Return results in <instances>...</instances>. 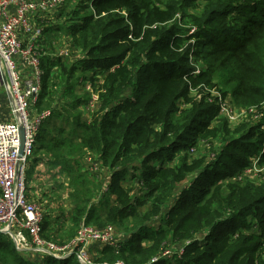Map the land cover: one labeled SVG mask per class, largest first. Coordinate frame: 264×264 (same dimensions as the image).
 Masks as SVG:
<instances>
[{
    "label": "trees",
    "instance_id": "obj_1",
    "mask_svg": "<svg viewBox=\"0 0 264 264\" xmlns=\"http://www.w3.org/2000/svg\"><path fill=\"white\" fill-rule=\"evenodd\" d=\"M196 1L203 3L201 13L181 24ZM67 18L83 56L74 63L41 56L36 107L50 110L37 146L57 154L69 179L74 207L68 241L81 223L115 224L126 236L118 248L104 246L101 262L264 264V248L255 256L263 239L241 233L254 221L263 222L264 217L248 221L247 216L264 209L258 205L264 202V182L247 178L244 185L225 187L222 182L260 153L264 119L257 126L230 128L226 119L213 125L219 109L205 102V95L191 94L223 87L238 108L264 105V0H80ZM198 62L204 66L194 73ZM82 81L96 84L99 94L89 119L80 111L90 102L88 93L78 96ZM60 88L66 102L57 111ZM200 140L211 145L214 157L191 152ZM85 154L111 171L106 190L102 181L97 184L103 195L99 204L92 178L72 164ZM259 165L264 166V153ZM128 178L130 184L122 183ZM47 219L42 233L51 238L45 234ZM202 230L205 239L192 242L181 257L150 262L162 248ZM144 238L151 243H141ZM30 257L0 235V264H81L75 253L43 256L40 262Z\"/></svg>",
    "mask_w": 264,
    "mask_h": 264
},
{
    "label": "built area",
    "instance_id": "obj_2",
    "mask_svg": "<svg viewBox=\"0 0 264 264\" xmlns=\"http://www.w3.org/2000/svg\"><path fill=\"white\" fill-rule=\"evenodd\" d=\"M65 1L0 0V13H4L11 5L18 6L15 13L0 23V76L2 80L5 79L6 87L12 95V111L16 117L14 123L0 122V235L9 236L16 249L21 252H31L34 255L46 257L50 255L56 258H65L75 253L81 264H94L95 261L89 253L90 245L97 243L119 247L121 241L118 240L115 226L106 224L104 227H97L81 223L75 237L65 243H58L44 237L42 233L43 206L42 203L29 198L26 181L29 162L37 147L39 127L50 112H39L34 116L30 113V103H36L41 92L43 71L40 68V57L43 55V50L38 39H34V43L29 45H22L18 39V31H29L32 28L26 17L28 12L38 8L49 12ZM15 54H20L36 68L35 81L22 75L17 68ZM199 71L196 69L194 73ZM92 96L97 103L99 94L93 91ZM92 102L89 107L87 106L89 110L94 107ZM21 125L24 129L22 154L20 153ZM195 150L191 148V152ZM88 155V160L85 161L87 168L84 171L94 178L101 163L96 156ZM204 239L205 237L198 239L195 236L164 247L151 259V262H156L162 257H181L186 247L192 242ZM112 264L127 263L117 260Z\"/></svg>",
    "mask_w": 264,
    "mask_h": 264
},
{
    "label": "crops",
    "instance_id": "obj_3",
    "mask_svg": "<svg viewBox=\"0 0 264 264\" xmlns=\"http://www.w3.org/2000/svg\"><path fill=\"white\" fill-rule=\"evenodd\" d=\"M77 2L78 0H66L49 12H45L39 8L28 12L26 17L32 28L29 31H18V39L22 45H29L34 43V39H38V42L42 44V50L45 56L54 59L60 58L67 63H74L81 58L83 53L81 49L76 47L70 30L73 21L67 18L68 13ZM16 7L18 6L11 5L6 8L4 13H0V23L15 13ZM62 50L68 51L69 56L64 57L61 55ZM14 59L22 75L31 81H35L36 68L30 65L28 60H25L20 54H15ZM1 78L0 76V122L14 123L16 122V117L12 111L13 98L6 87L5 79L3 78L2 80ZM61 90L62 88L59 89L58 97L54 103V109L57 111L60 110L62 103L66 102L65 99L62 100L63 91ZM85 107L81 105L80 110H85ZM30 113L33 116L39 113L36 103H30ZM82 115L84 116L83 111ZM89 117L87 116L84 119H89ZM51 134L54 135V133ZM29 167L26 173L28 196L31 200L42 203L44 217L48 218L47 222L49 221V225L45 226V234L53 239L55 236L58 240L67 242L69 238L67 231L71 224L70 219L74 205L68 195L69 179L62 170L59 157L56 153L47 150L45 147H40L38 144L34 155L30 159ZM102 171L105 175V178L102 179L103 190H106L111 182V171L105 167H103ZM108 171L109 173L107 174ZM130 182L131 179L128 178L124 183L130 184ZM102 196L98 199L99 202L97 204L102 201ZM115 198L116 195H111V203H115ZM155 224V222L151 223V225ZM125 236L123 233L117 234L118 240L120 241H123ZM104 246L97 243L90 245L89 253L94 260L99 259ZM25 254L28 257L31 256V260L39 262L43 258V256L34 255L31 252H26Z\"/></svg>",
    "mask_w": 264,
    "mask_h": 264
},
{
    "label": "rangeland",
    "instance_id": "obj_4",
    "mask_svg": "<svg viewBox=\"0 0 264 264\" xmlns=\"http://www.w3.org/2000/svg\"><path fill=\"white\" fill-rule=\"evenodd\" d=\"M78 1H80V0H78ZM81 2H85V0H81ZM202 9H203V3L196 1L192 6L189 7V9H187V13H188L187 18L181 20L182 19L180 17L181 15H178V17H180L179 19L181 20L180 23L187 25L186 23L193 22V19L191 16L199 15L201 13ZM191 33H193V35H195L194 29H192L190 34ZM191 41H193V39H191ZM62 52H63L62 55L64 57L69 56L68 51L62 50ZM203 66L204 65L201 62H198V63H196L195 69L201 70ZM81 85H82L81 86L82 89L78 92V96L81 98H85L87 93H88L90 96V102H89V104H87L85 106L89 107V105L91 104L92 101H93L92 105H94V107H92L91 110L87 109L86 107H85V110H80V111H83V113H84V116L81 114L82 119H84L85 117L90 116L91 113H93L97 108V103L95 101V98H94V96H92V93L95 90V87H97V85L94 84L92 81H82ZM210 89L211 90H209L208 88H205L204 90H201V92H203V93L199 92L197 89H194L193 92H191V94L193 95L192 97H195L197 99H201L202 96L205 95V97L207 98V100L205 102L213 103L215 105L216 109L217 110L219 109L218 117L215 116L213 118V121H212L213 125H215L219 121V119H226L228 122V126L230 128H232L234 126H242V125L246 124L247 122H248L247 125L250 124L251 126H257L260 123V121L262 119H264V105H261V106L256 107V108H251V109L238 108L234 105L233 98H232L231 92L229 90H227L226 88H223V87H215V88H210ZM262 129L264 130V127ZM202 141L203 140H200L194 146H192V148L197 149L196 155L203 153V154H208L211 157H214L215 155L212 154L213 150L211 148V145H210V148H208L209 143H207L205 141L202 142ZM218 143L219 142L217 141L214 144V146H216L215 147L216 149H218V146H219ZM263 153H264V146H263L262 150L260 151V153H258V155H254L250 159L249 164L245 165L244 167L243 166L242 167H235L234 168L235 174L233 176H227L226 178H223L224 180L222 182L225 183L223 186L225 187L229 184H235L236 182H242V185H244L245 183L241 180L242 179L246 180L247 178H249V180L256 181L258 183H263L264 182V166L259 165V158L261 157V155H263ZM88 156H89L88 154H85L82 158L81 157L80 158H76V157L72 158V159H74L73 163H72L73 166L75 168L77 167L78 169L80 168L82 171H84L87 168V164L85 163V161L88 160ZM101 167H102V164L100 165L99 170H98L97 174L95 175V177L92 178L93 181L90 183L92 189L94 190L93 191V198H95L97 196V199H100V197H101V195L99 194L101 192V190L98 191L99 189H97V184H98V182L102 181V179L105 178L104 172L102 171L103 167L102 168ZM108 173H109V171L107 172V174ZM86 177H88V176H86ZM124 182L125 181H122V183H124ZM183 185H185V184H181L180 187H182ZM258 205L261 207H264V202L259 203ZM247 217H249L248 221H250V220L253 221V219L251 217H264V209L263 210H257L253 214V216L249 215ZM153 221H155V220H153ZM91 225L97 226L93 223ZM131 225H133V222L129 223L128 226H131ZM116 227L117 226L115 225V228ZM204 232L205 231L200 232L197 235V238L199 239V238L206 237ZM116 233L119 234V233H124V232L122 231V229L120 230L119 228H116ZM241 233L246 234V235L252 234L255 237V240L260 238V239H263V241H264V218H263V222H259V225L257 223L255 225V221H254V226L252 227V229L248 230V229L244 228L241 231ZM56 239L57 238L54 236V241H56ZM141 243H143L145 245V244H150L151 241L144 238ZM201 247H203V246H201ZM263 248H264V243L256 251V253H255L256 257H257V255H259L262 252ZM263 259H264V257H263ZM94 261H95L94 264H104V263L112 264L109 262H101L99 260H94ZM150 262H151V260H150ZM255 262H256V260H255Z\"/></svg>",
    "mask_w": 264,
    "mask_h": 264
},
{
    "label": "water",
    "instance_id": "obj_5",
    "mask_svg": "<svg viewBox=\"0 0 264 264\" xmlns=\"http://www.w3.org/2000/svg\"><path fill=\"white\" fill-rule=\"evenodd\" d=\"M20 135H21V147H20V153H23V146H24V129L23 126H20Z\"/></svg>",
    "mask_w": 264,
    "mask_h": 264
}]
</instances>
